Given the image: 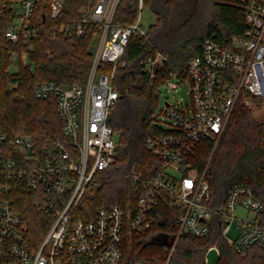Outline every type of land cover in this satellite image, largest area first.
I'll return each instance as SVG.
<instances>
[{
	"label": "built area",
	"instance_id": "obj_1",
	"mask_svg": "<svg viewBox=\"0 0 264 264\" xmlns=\"http://www.w3.org/2000/svg\"><path fill=\"white\" fill-rule=\"evenodd\" d=\"M242 1L246 8L243 34L234 36L230 46L206 38L202 55L189 61L186 73L171 72L164 84L162 90L168 85L177 91L186 84L189 90L188 99L167 98L152 116L160 132L147 135L144 144L158 160L154 174L147 178L133 170L135 180L141 183L139 194L99 206L92 219L75 217L74 212L86 189L97 183L98 174L116 160L119 134L109 123L120 98L116 72L120 66L132 65L123 58L130 40L147 34L148 28L142 25L145 0H138L137 17L129 24L116 21L122 0H87L78 18L60 25L61 31L94 33L91 68L83 83L42 81L34 89L39 98L56 95L70 147L60 141L49 142L40 153L33 150V141L27 136L0 134V143L13 146L23 156L0 158V188L6 194L0 209V264H128L127 248L134 236L152 228L162 196L180 211L171 252L183 233L206 238L215 219L221 220V235L237 252L264 244L260 218L264 203L254 186L235 184L224 204L213 207L207 168L201 172L194 164L202 141L218 142L240 98L249 108L254 97L264 98V0ZM36 8L37 0L0 4V21L6 10L14 17L6 32L9 39L39 34L42 24L36 18ZM49 9L53 18L62 17L64 1L50 0ZM151 51L144 64L153 77L155 66L167 62L168 56ZM19 189L33 192L35 204L51 215L40 241L33 239L28 218L15 207L12 192ZM239 208L245 210V217L237 216ZM235 221L238 232L231 237ZM211 249L220 254L217 244L207 252Z\"/></svg>",
	"mask_w": 264,
	"mask_h": 264
},
{
	"label": "trees",
	"instance_id": "obj_2",
	"mask_svg": "<svg viewBox=\"0 0 264 264\" xmlns=\"http://www.w3.org/2000/svg\"><path fill=\"white\" fill-rule=\"evenodd\" d=\"M14 0H0L11 3ZM50 0H37L36 18L42 24L33 38L12 41L6 32L14 21L6 10L0 21V134L8 137L27 136L33 141V150L45 152L49 142H64L70 147L63 132L56 95L39 98L35 86L42 81L57 84L83 83L87 79L94 54V33L85 34L59 30L64 22L80 16L79 9L87 0H63L65 12L53 18ZM216 14L212 20L202 18L199 0H145V5L156 15L145 36H134L125 51L124 59L131 66H120L115 84L120 98L112 109L109 123L119 137L116 160L98 174L97 183L86 189L75 217L92 219L101 205L124 202L129 195L136 197L141 183L133 170L149 178L158 160L146 149L147 135L160 132L152 123V116L160 104L162 88L171 72L186 73L189 61L201 56L206 38H214L230 46L234 36L242 35L246 27V8L242 0H211ZM138 14V0H122L116 21L134 22ZM197 21V22H196ZM161 51L168 61L155 66L152 77L144 60L152 51ZM12 53H15L13 56ZM13 57L18 69L11 70ZM255 106L264 109V98L254 97ZM23 158L11 145L0 143V158ZM194 164L211 185L213 207L224 204L230 189L238 183H250L264 203V115L260 119L253 107H247L240 98L218 142L204 140L200 144ZM1 182V180H0ZM38 186H43L39 184ZM15 207L31 224L34 240L44 238L51 215L35 204L30 190H15ZM6 194L0 188V209ZM180 211L170 207L162 196L155 208L156 220L146 233L134 236L128 254V264L147 261L150 264H205L204 257L211 245L220 248L215 264H264V244H255L246 252H237L221 235L222 222L215 219L206 238H194L183 233L171 252L179 230ZM264 224V210L260 215ZM155 236H160L157 238ZM164 236V238H162Z\"/></svg>",
	"mask_w": 264,
	"mask_h": 264
},
{
	"label": "rangeland",
	"instance_id": "obj_3",
	"mask_svg": "<svg viewBox=\"0 0 264 264\" xmlns=\"http://www.w3.org/2000/svg\"><path fill=\"white\" fill-rule=\"evenodd\" d=\"M199 8H201V13H202V18H207L209 20H212L215 17L216 14V10L211 2V0H199ZM156 21V15L155 13L150 9L149 6L145 5L143 11H142V25L146 28H148V26L151 23H154ZM197 22V21H196ZM13 63L11 65V70L12 71H16L18 69V64H17V58L14 57L13 58ZM188 90H189V86L183 85L182 87H180L177 91L174 90H170L168 85H166V88L162 90V95L160 98V104L159 107L163 108L164 107V103L166 101L167 98L172 100L177 101V99L179 98H184L185 100L188 99ZM253 109H254V114L257 118H261L264 115V109L262 106H255L253 105ZM229 121V120H228ZM237 216L239 217H245L246 216V212L245 210H243L242 208H239L236 212ZM236 221L233 224L230 236H236L238 230L236 228ZM157 238H161L160 236H155ZM162 238H164V236H162ZM206 257L208 259L207 264H215L218 260H219V254L217 252L216 249H211L210 251L207 252Z\"/></svg>",
	"mask_w": 264,
	"mask_h": 264
}]
</instances>
